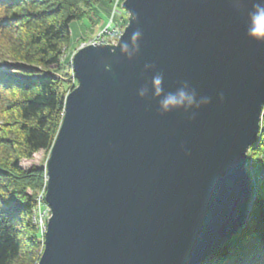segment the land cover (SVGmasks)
Returning a JSON list of instances; mask_svg holds the SVG:
<instances>
[{"label":"water","instance_id":"water-1","mask_svg":"<svg viewBox=\"0 0 264 264\" xmlns=\"http://www.w3.org/2000/svg\"><path fill=\"white\" fill-rule=\"evenodd\" d=\"M257 2L125 0L117 43L74 54L37 264H201L247 227L264 114V43L247 35ZM181 89L196 102L165 112Z\"/></svg>","mask_w":264,"mask_h":264},{"label":"trees","instance_id":"trees-1","mask_svg":"<svg viewBox=\"0 0 264 264\" xmlns=\"http://www.w3.org/2000/svg\"><path fill=\"white\" fill-rule=\"evenodd\" d=\"M113 0H0V264H37L43 244L31 220L35 193L47 169L20 165L39 151L50 154L65 114L70 89L54 76L72 38L71 24L99 3ZM261 137L250 148L257 174L264 175V114ZM251 158V159H250ZM247 227L201 264H264V177Z\"/></svg>","mask_w":264,"mask_h":264},{"label":"rangeland","instance_id":"rangeland-1","mask_svg":"<svg viewBox=\"0 0 264 264\" xmlns=\"http://www.w3.org/2000/svg\"><path fill=\"white\" fill-rule=\"evenodd\" d=\"M124 1L125 0H120L119 2H117V0H113V2L110 5L102 2V3L95 5L92 9H90V7L85 8L86 10H89L90 12L87 14V17L84 18L83 20L74 21L71 24V31H72L71 43L69 46L64 48L65 51L62 55L63 72L54 71V73H52L54 76L64 80L67 83V86L69 89L74 85L77 86L78 84L77 79L75 81L73 77L74 72H73L72 64H73L74 54L81 47L89 45V43L94 44L93 42L96 41V39L98 38L99 34L104 29V27L107 26V24L112 23L113 21H114L113 26L117 27L119 25L120 27L119 29L121 31L120 34L123 33L128 23V17H129L128 12L123 8ZM118 3H119V6H117ZM112 16H113V19H112ZM15 67L16 66L12 63H5V64L0 63V71L13 73L15 71ZM49 156L50 154H48L47 152L39 151L34 155L32 159L22 160L20 162V165L26 172L32 171L37 168L47 169V160ZM250 163H252L251 160H250ZM248 171L250 172L252 180H253V188H254L253 201H254L257 196L256 188H258V184L260 180L264 177V175L262 173L257 174L252 164L248 165ZM44 179H45V182L42 187L37 189L35 192L32 190H29V193L30 194L35 193V196H36L39 192H41L44 189L46 184H48V172L44 176ZM253 201L251 203V209H252ZM251 209H250L249 221L251 219L250 217ZM31 220H32V217H31ZM33 224L36 228L37 239L43 244V248H44V238L41 234V230H40L41 228H39L37 224L35 223Z\"/></svg>","mask_w":264,"mask_h":264},{"label":"clouds","instance_id":"clouds-1","mask_svg":"<svg viewBox=\"0 0 264 264\" xmlns=\"http://www.w3.org/2000/svg\"><path fill=\"white\" fill-rule=\"evenodd\" d=\"M249 23L247 26V35L250 39L254 40L257 43H264V0H259V2L253 4L252 10L248 14ZM142 39V32L137 30L132 33V48L130 49L128 44L122 43L121 50L123 53L127 54L129 58L132 57L134 52L139 51V41ZM162 76H155L152 80V86L155 90L156 95H159L162 91ZM141 96L147 94V89H141ZM196 102L195 93H188L185 90L181 89L177 94H169L162 101V108L165 112L169 111L172 108L182 107L185 104L192 106ZM207 98L201 100L202 104L208 103Z\"/></svg>","mask_w":264,"mask_h":264},{"label":"built area","instance_id":"built-area-1","mask_svg":"<svg viewBox=\"0 0 264 264\" xmlns=\"http://www.w3.org/2000/svg\"><path fill=\"white\" fill-rule=\"evenodd\" d=\"M119 1L120 0H117V2ZM117 6H119V3L117 4ZM112 19H113V16H112ZM113 22L107 24V26L104 27V29L101 31L96 41L93 42L94 44H97V43L116 44V41L118 40V38L120 37L122 33L120 34L121 31L119 29L120 28L119 25L117 27L116 26L114 27ZM89 44H92V43H89ZM73 74H74L73 75L74 80L76 81L75 72ZM46 191H47V184L44 187V189L35 196L36 203H35V206L32 212V221L33 223L37 224L39 228H41L40 230L44 238V242H45V235L48 229V220L52 215V209L46 200V193H47Z\"/></svg>","mask_w":264,"mask_h":264}]
</instances>
